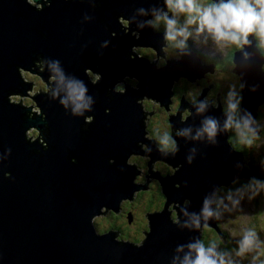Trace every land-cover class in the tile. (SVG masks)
<instances>
[{
	"label": "water",
	"instance_id": "obj_1",
	"mask_svg": "<svg viewBox=\"0 0 264 264\" xmlns=\"http://www.w3.org/2000/svg\"><path fill=\"white\" fill-rule=\"evenodd\" d=\"M34 1L42 9L29 0H0V264H183L189 246L201 242L206 227L226 244L228 235L216 220L219 189L237 179L250 180L254 167L250 161L251 169L246 167L245 155L223 130V100L219 97L199 112L206 101L200 93L184 121L181 113L189 104L182 101L171 118L178 145L172 152L161 150L146 135V121L155 113L151 105L160 102L169 110L181 77L196 78L211 70L192 52L159 67L158 59L134 51V46L148 47L164 58V33L155 34L146 22L165 10L164 0ZM121 17L129 28L119 22ZM134 31L140 33L138 39ZM236 64L242 71L236 69L242 85L240 115L247 111L257 121L264 80L248 78L249 66L239 55ZM53 65L65 85L82 80L87 86L89 107L83 115H73L71 102L61 105L66 88L50 81ZM22 70L37 73L48 90L29 96L34 83ZM88 71L101 74L100 80L94 82ZM128 78L139 80L137 88L125 84L119 89ZM11 95L31 97L41 112L22 100L10 101ZM207 118L219 123L214 142L207 135L196 138ZM33 128L44 143L28 138ZM185 130L189 135H183ZM132 154L149 156L152 162L161 157L176 172L161 176L150 163L146 184H137L141 172L130 164ZM152 178L159 180L167 202L163 211L146 214V239L129 243L116 239L118 231L101 234L93 229L95 215H106L109 209L118 213L135 191L149 190ZM205 201L213 212L207 220L202 215ZM193 217L199 218V228ZM220 248L216 246L217 253Z\"/></svg>",
	"mask_w": 264,
	"mask_h": 264
},
{
	"label": "clouds",
	"instance_id": "obj_2",
	"mask_svg": "<svg viewBox=\"0 0 264 264\" xmlns=\"http://www.w3.org/2000/svg\"><path fill=\"white\" fill-rule=\"evenodd\" d=\"M164 3L168 11L154 12V20L150 23L156 29L161 25L163 26L164 40L168 45L183 51L187 47V41L193 38L194 26L196 37L205 36L210 38L217 47L235 45L238 50H243V47L250 50L253 47L260 64H256L251 60L252 54L250 52L242 55V52L239 51L236 58L239 55L241 62L247 64L249 69L255 68L258 75L264 77V54L258 50L255 40L249 39V37L257 38L258 46L264 45V0H218V2L213 0L207 6L198 3V0H164ZM169 13H171V16H169ZM180 17L184 18L182 25ZM44 63L47 65L48 62L45 60ZM52 68L55 72L52 81L66 88V98L60 100L61 105L66 108L71 102L73 115H83L84 110L89 107V101L86 100L87 86L82 80H72L65 85L63 74L54 65ZM100 75L98 74V78ZM52 95L55 97L57 93L53 91ZM207 103L209 102L200 103L198 111L203 112ZM241 103L242 97L234 90H230L225 102L224 114L227 119L223 125V130L231 133L230 137L235 136L239 144L251 149L259 139L257 133L258 117L255 121L247 111L241 117ZM182 120L184 121L186 118L183 119L182 116ZM218 127L219 123L216 119L207 118L203 122L202 129L197 132L196 138L207 135L209 140L214 142ZM189 131L185 130L183 135H189ZM161 144L171 146L173 149L176 147V142L168 135L164 136ZM189 163H191V160H189ZM253 184H256V182L253 181ZM256 186L264 188V185L257 184ZM229 199L231 200V196H229ZM236 203V201H233L234 205ZM209 205L210 202L205 201L202 213L205 220L213 216ZM193 224L197 228L200 227L198 217H193ZM224 245V243L221 244V250L224 249ZM262 247H264V241L259 239L257 233L254 230H245L239 241L236 255L244 257L247 254L258 252ZM189 253L184 257L183 264H225V256L216 252L215 245L205 248L203 243L197 242L189 246ZM192 254H194V258ZM256 259L257 256L253 255V264H255Z\"/></svg>",
	"mask_w": 264,
	"mask_h": 264
},
{
	"label": "rangeland",
	"instance_id": "obj_3",
	"mask_svg": "<svg viewBox=\"0 0 264 264\" xmlns=\"http://www.w3.org/2000/svg\"><path fill=\"white\" fill-rule=\"evenodd\" d=\"M153 20H154V15L152 16L151 19L146 20V22L148 24H150V22ZM119 22L122 23V25L124 27L129 28V25H128L129 21L128 20H123V18L121 17L119 19ZM154 30H155V28H154ZM163 33L164 32L156 31L155 34H163ZM134 34L136 35L137 39L140 37L139 32L134 31ZM205 39H206V41L204 42V44L200 40V44L204 48H210L211 47L213 49L216 47V45L212 42V40L210 38L205 37ZM165 46H166V44H165ZM133 49L135 52L140 53L142 55H146L145 53L149 50L148 47H143V46L142 47L141 46H136V47L134 46ZM150 49L153 50L154 52H156L155 49H152V48H150ZM162 49H163V52L166 51L165 47H162ZM198 49L201 51L202 48L198 47ZM163 56H164V54H163ZM160 59H163V57L156 55V58L153 59V61L157 60L158 66H159V60ZM235 63H236V59H235ZM166 65L167 64H165V66ZM237 69H238V71H241V69L239 67H237ZM88 73H90L91 78L94 82H96L98 80V76L95 75L92 71H88ZM22 74L28 82L34 83V88H33V90L30 91L31 93L29 96L33 97L35 94L40 93V91L45 92V90H48V88H47L48 86H47L46 82L43 81V79L38 74H33L31 72H26L24 70H22ZM255 75H256V73H255ZM99 78H101V77L99 76ZM50 81H52V78L50 79ZM189 83H196V82H189ZM138 84H139V80L137 79V81H136V79L132 78V87L137 88ZM120 85H122V84H119V86ZM29 96L11 95L9 98H10V101L17 102V103H20L22 100L21 103H24L25 106H29V107L32 106L33 112L40 113L41 111H40V108L37 106V103ZM204 100H206V97L204 98ZM138 103H141V100H138ZM191 104L197 105L198 99L195 98ZM157 106H160V102H158V104H154V107H157ZM161 107H163V106H161ZM184 112H185V110L181 113L182 116H183ZM152 115L149 117V119L150 118L153 119L154 116H152ZM190 115H191V112H190ZM88 120H91V119H88ZM147 123H148V121H147ZM146 129H147V125H146ZM227 134L229 135V132H227ZM27 135H28V138L32 141L36 140L39 137L40 142L44 143V140H42L41 135H39V130H37L36 128L29 130ZM146 135H147V130H146ZM138 144L141 145L142 143L139 142ZM142 149L144 151L149 150L147 148L146 144H143ZM238 150L243 152V154L245 155L246 158L250 157V155L247 154L246 152H244L243 150H240V149H238ZM251 151L253 152V153H251V155L253 156V158L256 159L255 161H257V164H255L256 169L254 168V175L250 179V181L256 179L257 175H262L261 171L264 174V169H263V167H264V135H262V136L259 135V139L252 146ZM141 158L142 159L146 158L147 160L150 159L149 156L134 155V154L130 155L128 159H129L130 164H132V160H138ZM170 168H172V167H170ZM138 169L141 172V174L136 175V183L142 184V185L146 184L147 179H146V181H144L142 183L140 177H141V175H143L146 172V169L149 170V166H146L145 168H142V169H140L138 167ZM147 175L150 176L149 171H148ZM149 178H151V177H149ZM154 180H157V179H154V178L151 179L150 183H152ZM243 180L248 181L249 179H242V181ZM237 181L234 182L233 184H236ZM237 184H239V183H237ZM258 191H260V189H258ZM152 197L153 196H152L151 192L149 193L148 190L135 191L134 199L132 201H129V199H127V200H123V202H122V205L124 208L128 207V213H129L123 217L124 219L120 218V221H118V219L111 217L110 214L108 215L109 212H112V213H114V215L116 217H118L116 214H119L121 209L118 213H115L112 209H109L107 211L106 215H103V214L102 215H95L92 218L91 224L93 226V229L96 232H101V234H106V233H109L110 231L117 232L120 230L121 234H123L125 236V240H124L125 242L140 244L144 239H146V235L143 234V232L145 230H148V231H146L148 233L150 232L149 231L150 229H148L149 220L145 217L147 214L146 206L150 202ZM256 197L257 196H254L252 191L248 192V193H244V194H242V192L237 191L234 193L233 200H228L227 198H225L223 196H220L217 200V202H218L217 206L219 207V212L216 216V220L220 221V227H221L222 231L227 232L226 234L229 236L228 242L231 241L233 238V244H234V246L229 244V246L231 247L228 249L229 256L224 255L225 256V259H224L225 264H229V262H231V264H253V255L257 256L255 264H264V247H262L260 250H258V252L247 254L244 257H239L236 255V252L238 250L239 241L242 238V233L245 230H249V229L253 230L252 225L254 223H257L256 226L257 227L260 226V228L262 229L260 233L259 232L257 233V235L261 241H264V189L260 192L259 198L257 199ZM256 200L261 201V205H260L261 207L260 206L256 207L254 205V202ZM233 201H236L237 203L234 205ZM122 205H121V208H122ZM105 211H106V208L104 207L102 209V212H105ZM130 212H132V215ZM173 213H176V212L173 211L172 214ZM132 219H134L135 223ZM176 219H177V214L174 218L175 222L177 221ZM131 221H132V223L129 224ZM112 223H115L117 226H113L110 229L109 227L111 226ZM127 225H130V227H132V229H130L129 231L126 230L125 227ZM255 232H257V231H255ZM214 238H215V235L212 234L210 231H208V240L213 241ZM116 239L119 241H122V240H120V235H118L116 237ZM204 246L207 248L206 245H204Z\"/></svg>",
	"mask_w": 264,
	"mask_h": 264
},
{
	"label": "flooded vegetation",
	"instance_id": "obj_4",
	"mask_svg": "<svg viewBox=\"0 0 264 264\" xmlns=\"http://www.w3.org/2000/svg\"><path fill=\"white\" fill-rule=\"evenodd\" d=\"M212 2H213L212 0H198V3L205 5V6H207L208 4ZM162 11L167 12L168 9L165 8V10L163 9ZM169 16H171V13H169ZM180 23L181 25L184 23L183 17H180ZM155 30L158 32H164L162 25L158 29L155 28ZM249 39L255 40L258 50H260L264 54V45L258 46L257 38L249 37ZM200 40L204 44V42L206 41L205 36L196 37L195 32H194V26H193V38H190L187 41V47L183 51H180L170 45H166L165 46L166 51L164 52V58L159 60V66L164 67L168 60L182 59L183 57L182 53L192 52L195 55L196 59L201 60L203 66L212 65L210 66L212 68V71L209 73L205 72L204 74L196 78H191V79H188L186 77H181L179 81L176 82V89H175V96L173 99V104L168 110L169 118H167L168 114L166 116V111L164 108H161V106L154 107L150 104L151 107L149 108L148 107L149 104H146V106L149 108L150 111L151 109H155V113L152 115L154 116L153 119L151 118L148 119V123L146 121L147 137L149 138V140L156 141L161 150L170 151V152L174 150L171 146H165L161 144V140L166 135V132L169 134L172 140L175 141L173 137V128H169L168 124L163 126L162 122H164L165 120L170 121V116L172 118L175 114H177L178 110H180L179 107L181 108L182 106L183 100H186L189 104L188 107H186L185 112L183 114V119H185L190 115L191 109L189 107L190 105H192L191 103L193 102L195 98L198 99L201 95H203L204 98L206 97V101L209 103L211 102L215 103V101L220 97L224 101V105H225V102H226V99H227V96L230 90H234L236 93L240 95L241 80L235 70L236 69L235 57L233 60H230L229 58L233 50H235L236 52H239L242 50H238L235 45H225L221 47L216 46L213 49L211 47L204 48L200 44ZM198 47L202 48L201 51L198 49ZM145 54H146L145 56L149 58L150 60H153L156 58V52H154L150 48ZM94 74L98 76V74L96 73ZM189 82H196V83H189ZM125 84H128L132 88V79L128 78L125 81V83H122V85L120 86L118 85V88L121 90L125 89ZM202 92L204 93L199 96V94ZM219 93H220V96H219ZM151 160H152L151 157L149 160H147L146 158H143V159L141 158L138 160H132V163L136 164L140 169L145 168L146 166L150 167V163H151V170L164 177L173 175L176 172V168L161 157H159V160H155L154 162H152ZM148 171L149 170L146 169V172L143 175H141L140 179L142 183L146 181V179H148V176H147ZM150 184H151V188L150 190H148V192L150 193L153 189H155L157 192V197H155L154 199H151L150 202L147 204L146 206L147 213H152L153 211L154 212L161 211L164 208V204H163L164 198L162 195V189H161L160 184L158 183V181H155V180ZM150 206L152 207L150 208ZM170 210H173V208L171 207ZM130 213L132 215V212ZM109 214L111 217L118 219V221H120V218H123L124 216L129 214L128 207L124 208L122 205L120 213L116 214L118 217H116L114 213L112 212H109L108 215ZM175 216H176V213H173L172 217L175 218ZM132 220L134 221V219ZM131 223L132 221L129 224ZM112 224H115V223H112ZM109 228L111 229L112 226H110ZM146 231L147 230H145L144 233ZM209 231L212 234H214L216 237V232L213 229L209 228ZM118 232L120 235V240L124 241L125 236L121 234L120 230ZM229 244L234 246L233 238L229 242Z\"/></svg>",
	"mask_w": 264,
	"mask_h": 264
},
{
	"label": "trees",
	"instance_id": "obj_5",
	"mask_svg": "<svg viewBox=\"0 0 264 264\" xmlns=\"http://www.w3.org/2000/svg\"><path fill=\"white\" fill-rule=\"evenodd\" d=\"M33 1V0H32ZM156 31V30H155ZM236 55H237V52L235 51V50H233L232 52H231V54H230V60H233L234 59V57H235V59H236ZM210 66H212V65H210ZM240 87H241V92H240V96L242 97V85H240ZM175 89L176 88H174V92H175ZM161 108H164L165 109V111H166V116H167V114H168V110H167V108H165V107H161ZM179 109H180V107H179ZM167 118H169V114H168V117ZM168 124V126H169V128H173L172 127V124H171V116H170V121H167V120H165L164 122H162V125L164 126V125H167ZM257 124H258V129L261 131V135L260 136H262V135H264V105L260 108V111L258 112V121H257ZM166 135H168L169 136V134L166 132ZM172 139V138H171ZM229 141H230V143L238 150V149H240V150H243L244 152H246L247 154H249L250 155V157L248 158H246V167L247 168H249V169H251V166L249 165V161H251L252 162V164H253V167H255V164H257V161H255L256 159L255 158H253V156L250 154V151H251V149H245L244 148V146L243 145H241V144H239L237 141H236V139H235V136H233L232 135V137H230L229 138ZM175 142H176V140H175ZM177 143V142H176ZM176 147H178V145L176 144ZM252 152V151H251ZM253 153V152H252ZM263 169H264V167H263ZM261 171V170H260ZM261 174L262 175H257L256 176V179H254V180H252V181H250V180H248V181H241L239 184H233V185H231L230 187H222V188H220L219 189V192H218V195H217V200H218V198L220 197V196H223V197H225V198H227L228 200H230L229 199V196H231V200H233V198H234V193L235 192H237V191H239V192H242V194H244V193H248V192H253V194H254V196H257L256 198L258 199L259 198V194H260V192L264 189V188H258L256 185L258 184V185H264V174L262 173V171H261ZM155 181H158V180H155ZM253 181H255L256 182V184H253ZM158 183L160 184V182L158 181ZM160 186H161V184H160ZM150 188H151V184H150V187H149V190H150ZM161 189H162V187H161ZM258 189H260V191H258ZM151 194H152V199H154L155 198V196L157 197V192H156V190L155 189H153L152 191H151ZM142 195V194H141ZM162 195H163V198H164V207L166 206V202H167V198L165 197V195L163 194V192H162ZM236 198V197H235ZM217 205H218V202H217ZM254 205L256 206V207H259L260 205H261V201H258V200H256L255 202H254ZM152 206H150V208H151ZM261 207V206H260ZM164 209V208H163ZM162 211V210H161ZM216 211H217V214H218V212H219V207L217 206L216 207ZM156 212H158V211H156ZM260 218V217H259ZM257 225V223H254L253 225H252V228H253V230L254 231H257L256 233H260L261 232V228H260V226H256ZM112 227L113 226H116V224H112L111 225ZM125 229L126 230H130V229H132V227H130V225H127L126 227H125ZM148 229H150L149 227H148ZM207 229V230H206ZM205 230L207 231V232H205V235L204 236H202V239H201V242L204 244V245H206L207 247H210V246H212V245H215V246H218V245H220V244H222L223 242L220 240V238H219V236L216 234V237L214 238V240L213 241H210V240H208V231H209V228H205ZM148 231V230H147ZM229 237V236H228ZM230 242V241H229ZM229 242L228 243H226V245H224V249L223 250H221V252L219 253V254H221V255H227V256H229V251H228V249L229 248H231L230 246H229Z\"/></svg>",
	"mask_w": 264,
	"mask_h": 264
},
{
	"label": "bare ground",
	"instance_id": "obj_6",
	"mask_svg": "<svg viewBox=\"0 0 264 264\" xmlns=\"http://www.w3.org/2000/svg\"><path fill=\"white\" fill-rule=\"evenodd\" d=\"M29 1H31V4L33 5V7H35V8H39V9H42V6H41V4H37L34 0L32 1V0H29ZM46 0H44V2H45ZM165 44L167 45V43L165 42ZM142 47V46H141ZM164 49V48H163ZM192 50V49H191ZM193 51V50H192ZM146 52V51H145ZM242 55L243 54H246V53H248V52H250L252 55V61L254 62V63H256V64H260V60L256 57V55H255V50H254V48L253 47H251V49L249 50L247 47H245L242 51ZM196 53V52H195ZM220 72V71H219ZM246 72V71H245ZM217 73V72H216ZM255 73H256V75H255ZM37 74V73H36ZM247 77L249 78V77H252V78H254V77H260L259 75H258V73H257V71H256V69L255 68H253V69H249L248 71H247ZM134 79H136V78H134ZM262 79L264 80V77H262ZM98 80H100V78H98ZM137 81V80H136ZM89 118H92V116H90ZM238 180V181H237ZM237 180H235V182L237 181V183H240L241 181H242V179H237ZM163 211V210H162ZM158 212H161V211H158ZM227 233V232H226ZM228 243V242H227ZM226 245V244H225ZM218 246H220L221 247V244L220 245H218ZM221 249V248H220ZM220 249H218V251L220 250ZM221 251V250H220Z\"/></svg>",
	"mask_w": 264,
	"mask_h": 264
}]
</instances>
